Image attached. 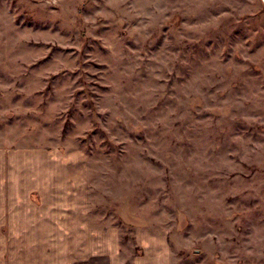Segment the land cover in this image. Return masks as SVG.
Here are the masks:
<instances>
[{"label":"clouds","instance_id":"obj_1","mask_svg":"<svg viewBox=\"0 0 264 264\" xmlns=\"http://www.w3.org/2000/svg\"><path fill=\"white\" fill-rule=\"evenodd\" d=\"M0 264H264V0H0Z\"/></svg>","mask_w":264,"mask_h":264},{"label":"rangeland","instance_id":"obj_2","mask_svg":"<svg viewBox=\"0 0 264 264\" xmlns=\"http://www.w3.org/2000/svg\"><path fill=\"white\" fill-rule=\"evenodd\" d=\"M44 43H48L47 41H45ZM43 59H46V56H40L37 60V63L42 62Z\"/></svg>","mask_w":264,"mask_h":264}]
</instances>
